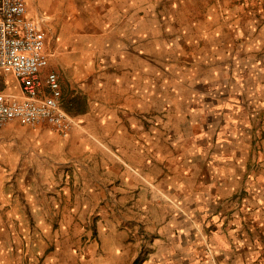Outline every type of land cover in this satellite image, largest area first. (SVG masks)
Segmentation results:
<instances>
[{"label": "crops", "instance_id": "crops-1", "mask_svg": "<svg viewBox=\"0 0 264 264\" xmlns=\"http://www.w3.org/2000/svg\"><path fill=\"white\" fill-rule=\"evenodd\" d=\"M98 2L45 70L85 134L0 170V264H264V0Z\"/></svg>", "mask_w": 264, "mask_h": 264}, {"label": "built area", "instance_id": "built-area-1", "mask_svg": "<svg viewBox=\"0 0 264 264\" xmlns=\"http://www.w3.org/2000/svg\"><path fill=\"white\" fill-rule=\"evenodd\" d=\"M44 18L27 0H0V128L18 123L48 127L59 139L77 142L85 130L66 110L60 79L46 72Z\"/></svg>", "mask_w": 264, "mask_h": 264}, {"label": "rangeland", "instance_id": "rangeland-1", "mask_svg": "<svg viewBox=\"0 0 264 264\" xmlns=\"http://www.w3.org/2000/svg\"><path fill=\"white\" fill-rule=\"evenodd\" d=\"M32 15L39 14L44 18V27L48 35L50 47L55 39L62 35L70 36L72 24L77 21L86 23L88 20L99 19L103 16L102 7L98 0H64L66 4L62 9L50 5L55 0H27ZM80 1V10L77 11L76 3ZM242 1V0H240ZM90 2V3H88ZM41 8V9H40ZM192 11V17L198 19L199 12ZM243 14L239 11L238 18L242 21ZM203 16L199 17L202 18ZM226 17V15H225ZM240 21V22H241ZM199 32V30H196ZM235 32V30H233ZM198 35V33H197ZM29 134H54L48 127L31 128L12 123L0 128V170L16 171L26 167V136ZM18 186V181H15ZM214 259V253L209 254Z\"/></svg>", "mask_w": 264, "mask_h": 264}]
</instances>
